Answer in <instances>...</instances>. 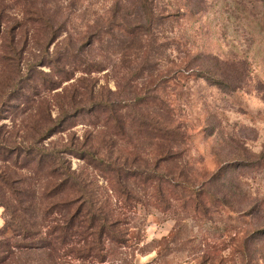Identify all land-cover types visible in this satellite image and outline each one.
Wrapping results in <instances>:
<instances>
[{
	"label": "rangeland",
	"instance_id": "1",
	"mask_svg": "<svg viewBox=\"0 0 264 264\" xmlns=\"http://www.w3.org/2000/svg\"><path fill=\"white\" fill-rule=\"evenodd\" d=\"M4 171L1 237L6 200L121 238L74 220L0 264H264V0H0Z\"/></svg>",
	"mask_w": 264,
	"mask_h": 264
},
{
	"label": "trees",
	"instance_id": "2",
	"mask_svg": "<svg viewBox=\"0 0 264 264\" xmlns=\"http://www.w3.org/2000/svg\"><path fill=\"white\" fill-rule=\"evenodd\" d=\"M45 156L43 153L38 154V163H47L48 161L45 159ZM0 185H6L7 187H11L12 182H10L7 174L5 171L3 173L0 172ZM53 189V188H52ZM51 189V190H52ZM50 190V192H51ZM17 190H14V194H17ZM0 196V203L1 200ZM18 202V205H23V198H15ZM5 206L6 209V219H7V226L5 229L8 231V229L12 233L11 238H3L0 236V252L2 253H10L13 252L14 248H33V247H42V248H53L55 245L54 241L59 239H65L68 234L70 233L71 225L73 224L74 220L78 223L82 222L85 223L87 227L91 228L93 230V243L102 244L103 240L105 239H119L118 234L113 233L111 230L113 224L115 221L113 219H110L111 222H109L108 215L105 216H98V214H92L89 219L88 216L90 214H63L64 221L62 226L56 227L51 226L50 229L46 233H40L38 230L37 232L31 231L29 227L27 226L26 222L24 221V216L21 214H17L18 212V206L11 203L10 201H6L2 203ZM1 205V204H0ZM53 214H46V216H51ZM79 217V218H78ZM85 227V225H83ZM60 229L59 236H55L53 233ZM55 230V231H54ZM121 232V231H119ZM20 236L22 239V243L19 242H11L10 240L14 236ZM53 235V236H52ZM108 237V238H107ZM21 241V240H20Z\"/></svg>",
	"mask_w": 264,
	"mask_h": 264
}]
</instances>
